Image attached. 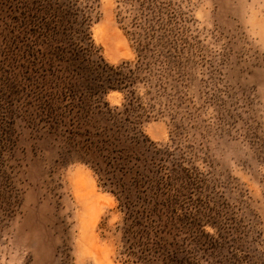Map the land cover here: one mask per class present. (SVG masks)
Masks as SVG:
<instances>
[{
	"label": "rangeland",
	"instance_id": "obj_1",
	"mask_svg": "<svg viewBox=\"0 0 264 264\" xmlns=\"http://www.w3.org/2000/svg\"><path fill=\"white\" fill-rule=\"evenodd\" d=\"M83 1L106 62H136L122 20L132 6ZM4 2L0 73L21 116L20 194L13 216L0 221V264H124L116 197L23 114L34 101L33 76L23 80L17 51L6 58V41L13 49L18 42L1 18ZM152 2L176 68L136 130L176 168L174 185L159 198L163 221L172 222L170 237L180 240L188 264H264V0H146L145 6ZM106 100L121 106L124 96L113 91Z\"/></svg>",
	"mask_w": 264,
	"mask_h": 264
},
{
	"label": "trees",
	"instance_id": "obj_2",
	"mask_svg": "<svg viewBox=\"0 0 264 264\" xmlns=\"http://www.w3.org/2000/svg\"><path fill=\"white\" fill-rule=\"evenodd\" d=\"M4 1L1 18L10 23L18 42L13 49L6 41V58L17 51L23 80H29V72L33 76L34 101L23 103L25 110L19 111L29 122L41 123L65 157L93 169L99 184L116 197L123 213L118 228L123 263L188 264L180 240L170 237L174 226L163 221L159 203L162 191L174 185L176 168L160 150L147 147L149 140L136 130L155 111L154 101L168 91L167 80L176 68L160 34L162 27L156 28L160 18L154 3L146 7V0H124L125 7L132 6L122 20L128 21L125 30L137 59L113 66L95 45L91 8H82L83 0ZM7 84L0 73L1 222L13 216L20 194L16 182L21 116ZM113 91L123 94L121 106L106 100Z\"/></svg>",
	"mask_w": 264,
	"mask_h": 264
}]
</instances>
